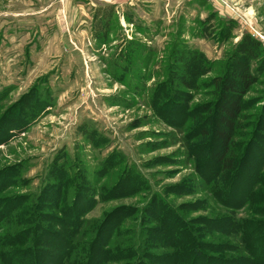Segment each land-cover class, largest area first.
<instances>
[{"label":"rangeland","instance_id":"rangeland-1","mask_svg":"<svg viewBox=\"0 0 264 264\" xmlns=\"http://www.w3.org/2000/svg\"><path fill=\"white\" fill-rule=\"evenodd\" d=\"M111 7L118 16L117 25L107 26V36H98L96 16ZM125 8L135 11L134 26L126 23L127 14L121 12ZM223 24L230 26L225 28ZM243 35L253 38L264 51V0H0V90L13 88L0 102V115L13 116L5 126L0 124V136H8L0 144V253L10 248L13 234L6 221L12 204L37 192L53 157L62 151L76 154L92 188L113 187L118 181L115 188L119 186V191L111 194L116 197L99 203L85 216L87 221L98 220L113 209H143L145 214L155 208L153 196L122 193L125 184L120 185V181L128 182L124 175L119 180V174L105 177L95 184L102 160L117 151L125 155L130 170L149 182L153 191L177 211L197 238L195 254L209 259L230 258L222 264L244 258L262 264L264 197L251 207L239 209L234 208V198L230 197L231 202L224 206L212 195L208 177L202 175L209 141L203 132L208 133L213 122L212 82L226 70ZM128 49L137 53L126 62L128 75L122 81V56ZM178 49L201 52L210 65L200 69L193 67L196 63H173L171 59L181 53ZM256 55L255 60H260L264 69V55L260 51ZM166 69L169 73H186L187 77L195 75L193 86L183 89L169 84L170 76L167 79L165 72L159 74ZM252 69H256L255 63ZM153 72L156 76H151ZM46 77L55 91V104L39 118L33 119L30 114L18 120L11 109ZM152 96L168 109L166 118L154 114V106L148 104ZM242 101L239 148L247 151V164L256 163L258 156H264V72ZM21 107L20 114L24 110L30 113L28 101ZM182 113H186L187 121L179 127ZM90 129L108 138L109 145L102 151H94L84 136V130ZM251 176L250 170L247 176L240 175L236 184L250 183ZM18 177L26 182L22 184ZM259 185L257 193L264 194V182ZM86 196L89 192L83 193ZM44 216H38L41 224ZM149 217H145L142 230H147V222L149 228H156ZM232 219L249 222L239 230L253 240L250 254L245 252V241L220 230ZM132 222L123 226L134 227ZM6 237L10 239L5 242ZM151 248L152 253L163 252L158 244ZM0 264L5 261L0 260Z\"/></svg>","mask_w":264,"mask_h":264},{"label":"trees","instance_id":"trees-1","mask_svg":"<svg viewBox=\"0 0 264 264\" xmlns=\"http://www.w3.org/2000/svg\"><path fill=\"white\" fill-rule=\"evenodd\" d=\"M116 17L118 16L112 7L102 12L101 16H96L94 27L99 30L97 35L107 36V26L117 25ZM124 19L128 24L130 18L126 15ZM223 25L225 28L230 26L229 24ZM224 26L223 30H225ZM131 50L123 52L124 66L121 68L124 72L120 78L122 81L128 75L125 69L126 62L130 61L132 54L137 53L136 51L132 53ZM180 51L181 53H176L171 59L173 63H196L193 67L200 69L210 65V61L201 52L194 53L189 50L182 51V49ZM257 51L264 55L258 42L248 35L241 36L227 62L226 70L220 78L213 79L212 84L215 90V102L211 111L213 122L209 132H203L204 137H208L209 141L205 145L207 154L202 162V175H206L211 182L212 195L224 206L229 205L228 201L231 202V199L228 198H234L235 201L232 200L231 204L236 205L234 207L236 209L245 206L251 207L252 204L259 201L260 197H264V194L257 193V185L260 186L259 184L264 182V156H258L256 163L254 161L247 164L244 160L247 151L239 148L237 136V133L242 130L240 124L244 112L242 100L257 84L258 77L264 72L260 66V60H255ZM136 57L134 56V58ZM188 57L193 58L189 60ZM138 58H141V54L138 55ZM253 63L256 66L255 70L252 69ZM170 69L173 70V68ZM132 72H135L134 67H132ZM162 72H165L167 79L170 76L169 84L179 85L183 89H190L193 86L195 79L193 76L195 75L187 77L186 73L179 74L173 71L169 73L168 69L159 71V74L161 75ZM156 74L153 72L151 76H156ZM47 80V77L40 80L34 90L28 93L25 98L21 97L15 107L11 109L15 117L18 115V120L22 121L25 115L29 117L30 114L34 117L33 119L39 118L46 113L47 108L55 104V91ZM161 88L162 91L166 90L164 87ZM11 91L13 88L0 90V102ZM151 95H154V90ZM156 100L157 96H152L148 99V104L150 103L151 107L154 106V114L158 118H166L168 109L161 106ZM27 101L31 106L28 110L30 113L25 114L28 112L24 110L25 113L20 114L19 109L22 110L21 106ZM262 108H264V104ZM11 117L13 116L8 113H2L0 124L4 123L5 126ZM185 119L186 113H182L179 116V127L185 125L187 121ZM21 124L25 125L23 122ZM17 127L22 128L21 126ZM83 134L94 151H102L101 148L109 145L108 138L101 136L96 130H84ZM7 138L8 136H0V144ZM76 157V154L70 155L67 151L55 155L42 177L43 180H41L37 192L24 195L23 200L12 204L9 218L6 221L13 234L10 248L7 253H0V260L5 261V264H21L22 261L29 262V264H144L146 261H148L147 264H222L223 260L230 259L215 256L209 259L201 253L195 254L198 245L197 238L190 234L177 211L153 191L149 182L142 180L137 172L134 174L130 170V165H127L129 164L128 160L121 152H111L102 160L96 171L95 184H100L102 178L105 177L106 179L110 176L117 177L119 174L117 178L119 180L124 175V179L128 182L120 181V185L125 184L126 186H124L123 194L153 196L157 205L155 208L146 210L145 214L142 212L143 209L140 211L137 209L133 211L113 209V211L104 213L98 220L87 221L85 216L99 203H105L116 197L111 194L119 191V186L115 188L118 182L116 181L113 187L102 185L100 188H92L93 183L87 181L86 173L82 170L80 160ZM117 166L120 170H117ZM250 170L252 173L250 183L246 181L236 184L240 175L247 176ZM22 174L23 172L19 176L21 177ZM20 177L17 180L22 181ZM51 179L56 182L53 183ZM22 182L24 184L26 180ZM87 192H89V197H83V193ZM43 212H53L54 215L45 217ZM262 214L264 221V212ZM147 215L148 217L150 215L149 221L155 222L156 228H149L150 222H147V230H142L141 225L145 227ZM38 216H44L42 224L38 221ZM128 221H133L132 224L135 226L125 228L123 225ZM248 224L249 222L242 224L240 221L232 219L224 226V229L220 230L230 231L229 234H234L245 241L247 244L245 252L250 254V251L253 252L251 250L253 240L250 236L249 240L246 234L239 230L241 225L247 226ZM216 226L218 225L216 224L214 227ZM260 226L264 230V222H261ZM9 239L10 237H6L4 240L6 242ZM156 244L163 247L162 253L151 252V247ZM112 246L116 247L109 249ZM226 262L228 264H259L254 259L253 262H250V259L245 258Z\"/></svg>","mask_w":264,"mask_h":264},{"label":"crops","instance_id":"crops-1","mask_svg":"<svg viewBox=\"0 0 264 264\" xmlns=\"http://www.w3.org/2000/svg\"><path fill=\"white\" fill-rule=\"evenodd\" d=\"M121 12L122 13H126L128 16H129V18H130V26L132 25V26H134L133 24H135V22L137 21V20H134L133 19V13L132 12H134V14H135V11L133 10V9H131V8H125V10L123 11V10H121ZM136 15V14H135Z\"/></svg>","mask_w":264,"mask_h":264}]
</instances>
